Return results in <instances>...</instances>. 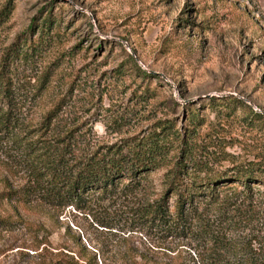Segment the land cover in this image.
<instances>
[{
  "label": "rangeland",
  "instance_id": "1",
  "mask_svg": "<svg viewBox=\"0 0 264 264\" xmlns=\"http://www.w3.org/2000/svg\"><path fill=\"white\" fill-rule=\"evenodd\" d=\"M8 8L0 72L31 125L55 108L60 129L84 132L93 146L169 119L179 135L190 132L195 157L213 169L264 164V119L253 114L264 118V0H11ZM8 46L16 51L6 54ZM17 154L0 145V264H50L64 255L123 264L122 250L146 252L140 233L124 232L122 241L86 212L6 199L26 179ZM168 166L147 174L154 196ZM248 184L247 202L241 194L235 202L237 226L224 229L264 239V185ZM160 246L193 250L179 240ZM159 254L155 264L165 260Z\"/></svg>",
  "mask_w": 264,
  "mask_h": 264
},
{
  "label": "trees",
  "instance_id": "2",
  "mask_svg": "<svg viewBox=\"0 0 264 264\" xmlns=\"http://www.w3.org/2000/svg\"><path fill=\"white\" fill-rule=\"evenodd\" d=\"M10 1L0 7V21ZM13 51L11 46L5 49L6 54ZM16 94L0 72V145L10 143L18 150L15 162L26 178L6 192V199L86 212L100 228L121 232L122 241L124 232L140 233L148 243L146 252L135 258L136 246L127 248L130 252L122 250L123 264H155L156 253L165 256L159 264H264L263 237L228 236L224 229L236 225L238 194L247 202L248 183L264 185V164L213 169L195 157L187 139L190 132L179 135L169 119L154 123L145 134L91 146L84 132L60 129L55 108L47 110L37 126L28 123L17 110V102L20 109L23 103ZM167 165L164 186L154 196L147 174ZM208 209L216 210L214 220ZM166 240L186 241L193 250L163 249L160 245ZM50 264L98 263L94 257L64 255Z\"/></svg>",
  "mask_w": 264,
  "mask_h": 264
}]
</instances>
